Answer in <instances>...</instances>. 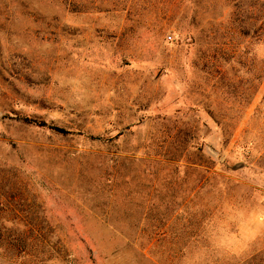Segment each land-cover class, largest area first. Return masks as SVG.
Wrapping results in <instances>:
<instances>
[{
    "label": "rangeland",
    "instance_id": "374dc122",
    "mask_svg": "<svg viewBox=\"0 0 264 264\" xmlns=\"http://www.w3.org/2000/svg\"><path fill=\"white\" fill-rule=\"evenodd\" d=\"M258 17L0 0V264H264Z\"/></svg>",
    "mask_w": 264,
    "mask_h": 264
},
{
    "label": "trees",
    "instance_id": "16d2710c",
    "mask_svg": "<svg viewBox=\"0 0 264 264\" xmlns=\"http://www.w3.org/2000/svg\"><path fill=\"white\" fill-rule=\"evenodd\" d=\"M261 13V10L258 11ZM252 24H246L245 22H241L240 26V34L243 38H249L254 42V44L258 47V49L264 47V20L262 18H255L254 20L251 19ZM255 30L254 32H252ZM24 123L28 124H34L36 126H41L48 128L52 131H55L57 133H64V130L57 128L52 125H48L46 123H37L36 121L29 120V119H23Z\"/></svg>",
    "mask_w": 264,
    "mask_h": 264
},
{
    "label": "water",
    "instance_id": "95a60500",
    "mask_svg": "<svg viewBox=\"0 0 264 264\" xmlns=\"http://www.w3.org/2000/svg\"><path fill=\"white\" fill-rule=\"evenodd\" d=\"M242 166L241 165H238V166H236L235 168H234V170H238V169H240Z\"/></svg>",
    "mask_w": 264,
    "mask_h": 264
}]
</instances>
